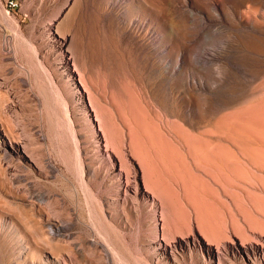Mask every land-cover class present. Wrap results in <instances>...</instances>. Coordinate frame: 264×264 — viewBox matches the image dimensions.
<instances>
[{
	"label": "rangeland",
	"instance_id": "obj_1",
	"mask_svg": "<svg viewBox=\"0 0 264 264\" xmlns=\"http://www.w3.org/2000/svg\"><path fill=\"white\" fill-rule=\"evenodd\" d=\"M69 55L135 170L131 150L161 136L203 143L206 164L242 156L251 228L228 237L264 236V0H0V264H220L193 246L158 256L157 236L200 232L162 235L155 199L120 192L74 101ZM228 190L247 192L236 179Z\"/></svg>",
	"mask_w": 264,
	"mask_h": 264
},
{
	"label": "crops",
	"instance_id": "obj_2",
	"mask_svg": "<svg viewBox=\"0 0 264 264\" xmlns=\"http://www.w3.org/2000/svg\"><path fill=\"white\" fill-rule=\"evenodd\" d=\"M156 142L142 143L139 151L140 157L148 159L151 164L146 179L152 198L161 210L163 208L159 216L162 221V235L166 234L169 238L186 236L197 229L217 244L226 241L230 232H243L238 222L250 227L248 167H209L206 164V148L203 143L198 147L189 143L181 146L164 136ZM154 149L158 154L154 153ZM232 173L236 175H231ZM231 179L242 180L247 192H229ZM209 182L216 187H210ZM232 198L236 204L234 214L229 207Z\"/></svg>",
	"mask_w": 264,
	"mask_h": 264
},
{
	"label": "bare ground",
	"instance_id": "obj_3",
	"mask_svg": "<svg viewBox=\"0 0 264 264\" xmlns=\"http://www.w3.org/2000/svg\"><path fill=\"white\" fill-rule=\"evenodd\" d=\"M56 42L61 47H64L65 45V40H56ZM73 61L71 63L70 55H69V58L66 56L63 58L62 63H63L64 71L75 89L74 101L76 102V104L80 105V110H81L80 114L84 116L87 125L92 130V134L94 135L93 140H95V143H96V151L98 152L100 156L106 158L107 162L109 163L111 172L114 174L113 176L116 177L117 181L119 182V188H120L121 193L135 199L136 198L135 195L137 194L139 195L141 193V190H143L144 199L148 197L149 199L152 198V194L150 192V186L146 179L147 171L151 167L150 162L148 161V159H142L140 157L141 154L139 153L138 149H132L131 150L132 153L130 154L133 155V157L132 156L131 157L136 160L135 165L137 164V170H135V167L132 164L130 165V159L127 158L126 156L127 154L125 155L121 151V149H118V146H119L117 143L118 137L117 135L115 136L113 134V129L110 125L108 117L106 116L104 112V108L101 105V102H99L96 99V96H95L96 94H94L95 92H93L91 87L87 84L86 82L87 80H85L86 78H84V75H83L84 73L82 72L83 69H81L79 64L75 62L76 60L74 62ZM72 64L74 65V68L72 67ZM101 91L102 90H100V92ZM86 95L88 96V102L86 101ZM99 100L101 101V99ZM67 113L69 112L67 111ZM92 113H94V116L92 115ZM73 115L74 113L72 115L70 114V116H73ZM69 121L71 124L70 129L72 132V137L74 141L76 142V150H77V153L80 155L82 148L80 146V140L78 139V131L75 127V122L73 118H70ZM0 130L2 131V129ZM0 134L2 135V132ZM11 146H12L11 148L13 150L14 156L22 160L27 158L26 155L24 154V150L25 152H27L26 142L22 140L11 141ZM111 152L113 153V155ZM241 157L242 156L239 157L232 153H230V155L225 158L217 156V157L211 158L209 162H207V165L209 167L210 166L233 167L237 165H243L250 169L248 164H246L245 161L241 159ZM127 163H129V165H126ZM255 167H253V169ZM202 234L203 233H199L197 234L198 236L193 237L191 239H185L184 237H182L181 239H178V240H176V238L173 240H170L167 237L161 238L157 236V238L153 241V243H154L158 256L163 257V258H173L175 256L174 255L175 252H177L178 249L188 250V248L190 249L192 248V246L200 250L201 252H203V255L208 257V259L211 262L217 258L220 261V264H224V263L233 264L235 263L233 258H237L241 260L244 264H255L256 261H258L261 256H264V236H261L256 240L251 239L249 241L243 240L242 237H241L242 239L239 238L240 241L238 239L237 240L231 239L230 238L231 236H230L228 237V239H231V240L226 241L222 245H217V244H214L215 241L212 242V240H209ZM237 235L238 236L240 235L239 232Z\"/></svg>",
	"mask_w": 264,
	"mask_h": 264
},
{
	"label": "built area",
	"instance_id": "obj_4",
	"mask_svg": "<svg viewBox=\"0 0 264 264\" xmlns=\"http://www.w3.org/2000/svg\"><path fill=\"white\" fill-rule=\"evenodd\" d=\"M20 5V0H7V7L9 10H16Z\"/></svg>",
	"mask_w": 264,
	"mask_h": 264
}]
</instances>
